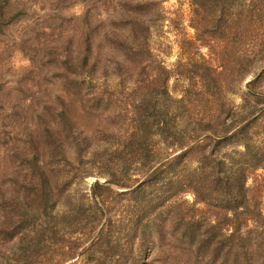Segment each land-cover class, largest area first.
I'll return each mask as SVG.
<instances>
[{
	"label": "rangeland",
	"instance_id": "obj_1",
	"mask_svg": "<svg viewBox=\"0 0 264 264\" xmlns=\"http://www.w3.org/2000/svg\"><path fill=\"white\" fill-rule=\"evenodd\" d=\"M232 12L224 32L192 0H0V264H264V170L235 213L180 190L243 148L174 163L190 116L233 119L252 81L264 103V0Z\"/></svg>",
	"mask_w": 264,
	"mask_h": 264
},
{
	"label": "trees",
	"instance_id": "obj_2",
	"mask_svg": "<svg viewBox=\"0 0 264 264\" xmlns=\"http://www.w3.org/2000/svg\"><path fill=\"white\" fill-rule=\"evenodd\" d=\"M234 1L235 0H192V3L196 7L205 9L206 6L210 5L213 9V13L223 22L221 26L222 30L228 31L231 26L230 23H234L235 18L233 17L234 10ZM220 15V17L218 16ZM232 19V20H231ZM226 26V27H225ZM241 75V80L244 74L241 71L238 72ZM255 81L248 83L247 93L253 96L254 105L247 109V105L243 106L241 110L233 116L231 119L230 114L224 116L223 114H215L209 117L202 118L200 120H194L190 116V121L193 124L201 127L199 136L197 139L203 137V140L197 143L195 146L191 147L187 151H184L188 148V144L180 142L178 147L184 152L177 156L174 160V163L186 158L196 151L203 152L207 151L205 148L210 147L211 157H214V153L220 149L221 146L225 145H234L235 147L243 148L242 152L237 153V159L233 158V164L231 168L225 169L228 165H225V162L220 161L218 156H215L216 159L212 160L217 163V171L215 176L211 177L212 180L207 179H197L195 177L190 178L184 190L182 186L180 191L191 192L195 195L196 203H208L209 201H216L223 209L225 208L228 211L231 207L233 212H238L241 209L246 211L250 209L252 200L248 197V189L246 184L249 180V177L252 173L257 172L260 169L264 170V139H260L261 135L264 134V105L262 97L253 93L251 89ZM248 94V95H249ZM249 95V96H250ZM251 97V96H250ZM256 97V98H255ZM251 98L246 97L244 101L246 104L251 102ZM252 99V100H253ZM183 102V101H178ZM157 107V106H156ZM155 107V109H156ZM261 107L259 115L256 112ZM148 108V107H147ZM150 110V108H148ZM147 109V110H148ZM247 109V110H246ZM152 110H150V115H146L141 112L136 121L138 122V131L141 134V140L147 138L150 135L152 123ZM149 116V117H148ZM166 130V129H164ZM167 131V130H166ZM140 140V141H141ZM147 141V139H145ZM208 154V152H207ZM209 155V157H210ZM198 162L202 163L204 158H198ZM173 161L169 162L166 167L167 170L172 167ZM163 170H156L152 176H158ZM167 172H162L159 177L167 178ZM99 187L97 184L96 188ZM252 215L257 219L263 220V214L260 208L256 205H253ZM251 210H249L250 212ZM247 213V212H246ZM262 235H264V224L262 228Z\"/></svg>",
	"mask_w": 264,
	"mask_h": 264
}]
</instances>
